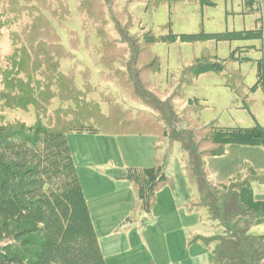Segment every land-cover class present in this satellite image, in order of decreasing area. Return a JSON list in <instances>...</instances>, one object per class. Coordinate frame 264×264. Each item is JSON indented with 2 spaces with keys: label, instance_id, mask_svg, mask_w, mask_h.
I'll list each match as a JSON object with an SVG mask.
<instances>
[{
  "label": "rangeland",
  "instance_id": "374dc122",
  "mask_svg": "<svg viewBox=\"0 0 264 264\" xmlns=\"http://www.w3.org/2000/svg\"><path fill=\"white\" fill-rule=\"evenodd\" d=\"M94 1L67 0L68 16L52 1V17L37 0H17L25 20L16 17L11 26L0 28V69L8 70L13 57L20 61L24 42L16 32H24L30 24L27 18L40 14L53 21L64 43L71 32L79 34L84 45L75 60L62 62V71L71 68L88 75L95 90L90 98L116 100L128 117L136 119L143 112L155 122L162 118L145 102L147 97L173 104L177 116L188 109L191 130L212 123L224 128L264 126V93L256 87L258 62L264 57V0H96L102 13L96 28L108 36L111 48L87 24L89 39L84 38L86 5ZM8 3L0 0L4 22L13 18ZM128 38L139 42L138 66L132 73L145 85L135 101L127 94L133 93ZM110 53L111 63L106 60ZM202 65L214 69L186 77V72ZM178 93L184 98L171 103ZM98 103L108 116L109 104ZM1 117L28 126L37 118L33 107L10 110L0 103ZM160 124L164 126V121ZM173 126L178 131L185 128L177 120ZM67 139L106 264H213L210 241L222 236L223 228L209 220L207 209L199 204L200 194L187 178L186 155L179 144L173 143L170 150V143H159L158 138L104 134H69ZM226 152L206 160L209 177L216 183L246 174L247 164L264 173V148L233 146ZM156 158L175 178V185L163 186L147 212L126 177L129 169L152 167ZM254 193L263 197L264 185L255 184ZM251 234L264 235V225Z\"/></svg>",
  "mask_w": 264,
  "mask_h": 264
},
{
  "label": "trees",
  "instance_id": "16d2710c",
  "mask_svg": "<svg viewBox=\"0 0 264 264\" xmlns=\"http://www.w3.org/2000/svg\"><path fill=\"white\" fill-rule=\"evenodd\" d=\"M52 1L60 11L70 14L67 0L37 3L44 13L54 17ZM95 1L86 5L84 38L89 39L87 24L111 48L114 45L108 36L96 28L102 13ZM8 2L13 18L4 22L5 14L0 12V28L11 26L16 17L25 20L19 2ZM39 15L27 18L30 24L24 32H16L24 42L20 61L13 57L8 70L0 69L2 108L28 111L33 107L37 116L31 126L22 120L0 118V264H106L67 139L69 134L151 136L159 143L169 142L170 150L173 143L179 144L186 155L187 178L198 188L199 204L207 209L209 220L223 228V235L210 241L214 244L213 264H264V235L251 234L253 228L264 225V201L254 193L255 184L264 185V173L247 164L246 174L238 173L216 183L209 177L206 163L208 158L226 156L228 147L264 148V126L224 128L212 123L191 130L188 109L177 116L173 104L148 97L145 102L162 119L155 122L143 112L136 119L128 117L116 100L90 98L95 90L88 75L83 77L71 68L62 71V62L75 60L84 44L75 31L64 43L53 21ZM127 42L133 52L129 62L133 93L128 90L127 94L135 101L143 95L145 85L132 73L138 66L139 42L136 38H128ZM112 53L106 55L110 63ZM213 69L210 65L195 66L186 77L196 78ZM256 87L264 93V57L258 62ZM183 98V93H178L171 103ZM98 102L109 104L108 116ZM175 120L185 128H174ZM163 121L166 128L160 124ZM165 171L158 158L151 168L129 169L126 178L147 212H151L163 186L175 185V178Z\"/></svg>",
  "mask_w": 264,
  "mask_h": 264
},
{
  "label": "crops",
  "instance_id": "0c3cea01",
  "mask_svg": "<svg viewBox=\"0 0 264 264\" xmlns=\"http://www.w3.org/2000/svg\"><path fill=\"white\" fill-rule=\"evenodd\" d=\"M140 137H151V136H140ZM153 138H155V137H153ZM158 144V143H157ZM163 146V145H162ZM156 149H157V147H155ZM167 149H168V147H167ZM228 155H231V153L230 154H228ZM250 162V161H249ZM153 166H155V164L153 165ZM152 166V167H153ZM151 168V167H150ZM233 177V176H232ZM230 179V178H229ZM227 180V179H226ZM225 181V180H224ZM223 182V181H222ZM258 200H262V201H264V196L262 197H256Z\"/></svg>",
  "mask_w": 264,
  "mask_h": 264
}]
</instances>
